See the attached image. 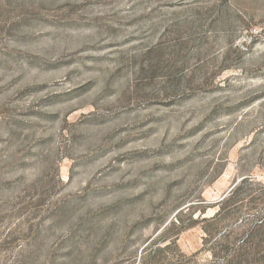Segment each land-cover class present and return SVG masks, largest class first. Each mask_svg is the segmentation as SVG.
Returning a JSON list of instances; mask_svg holds the SVG:
<instances>
[{"label": "rangeland", "instance_id": "obj_1", "mask_svg": "<svg viewBox=\"0 0 264 264\" xmlns=\"http://www.w3.org/2000/svg\"><path fill=\"white\" fill-rule=\"evenodd\" d=\"M248 239L264 264V0H0V264Z\"/></svg>", "mask_w": 264, "mask_h": 264}, {"label": "trees", "instance_id": "obj_2", "mask_svg": "<svg viewBox=\"0 0 264 264\" xmlns=\"http://www.w3.org/2000/svg\"><path fill=\"white\" fill-rule=\"evenodd\" d=\"M224 239L225 238L216 240L215 242L212 243V246L215 247V246L220 245L222 243V241H224ZM249 244H250V239L246 240L242 245H239V247L237 248V252H236L237 254L233 257V260H231V261L227 260L225 263L226 264H244L245 262H247L244 260L243 255L240 254V251L242 252L243 248L248 246ZM212 252H213L212 254L215 255L214 251H212Z\"/></svg>", "mask_w": 264, "mask_h": 264}]
</instances>
